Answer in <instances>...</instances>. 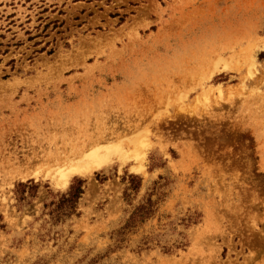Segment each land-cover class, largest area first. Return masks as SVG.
<instances>
[{"label":"rangeland","instance_id":"1","mask_svg":"<svg viewBox=\"0 0 264 264\" xmlns=\"http://www.w3.org/2000/svg\"><path fill=\"white\" fill-rule=\"evenodd\" d=\"M0 161V264H264V0H0Z\"/></svg>","mask_w":264,"mask_h":264},{"label":"bare ground","instance_id":"2","mask_svg":"<svg viewBox=\"0 0 264 264\" xmlns=\"http://www.w3.org/2000/svg\"><path fill=\"white\" fill-rule=\"evenodd\" d=\"M96 140H97V138H96ZM90 141H89V143H90ZM86 149L88 150L89 149V146H87L85 143L79 144V146H77L75 148V150H73V148H72V153L71 154H73V156L71 158L70 157H67V156H65V157H59L60 155H57L58 152L56 154H54V155L52 153V155L51 154H47L45 156H40V155H38V153L36 151H34V152H32V155L30 157L27 156V158H26L25 161L28 164L34 163V166H35V163L37 164L38 161L39 162L43 161V162H46V163L47 162H51L52 163V162H56V161L59 160L63 164V162L66 159H69L68 161L66 160V162L63 164L64 166L67 167V171H62L60 173L59 177H58V179L61 181V183L63 185H66L67 180H68V177H69L70 174L87 171V170L92 169V168H100L105 163H107V162L109 163V161H108L109 160V156H108L109 153L102 154L100 152V149L99 148H94V149H91L90 148L88 151ZM46 163H44V164H46ZM59 164H61V163H59ZM37 165H36V167H37ZM40 166L42 167V165H40ZM28 168H30V167H28ZM32 170H33V168H32Z\"/></svg>","mask_w":264,"mask_h":264},{"label":"trees","instance_id":"3","mask_svg":"<svg viewBox=\"0 0 264 264\" xmlns=\"http://www.w3.org/2000/svg\"><path fill=\"white\" fill-rule=\"evenodd\" d=\"M82 183L83 180L79 178H75L74 182H71L67 192L61 195V198L56 204V208L54 209L56 216L69 215L74 212L75 203L77 202L80 194L82 193ZM139 212L140 210H138L131 216V221L136 219L140 215Z\"/></svg>","mask_w":264,"mask_h":264}]
</instances>
